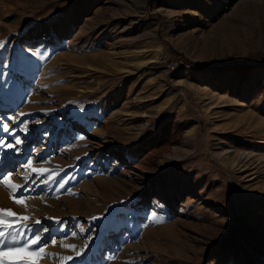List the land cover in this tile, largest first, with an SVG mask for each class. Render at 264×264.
Masks as SVG:
<instances>
[{"label":"rangeland","instance_id":"rangeland-1","mask_svg":"<svg viewBox=\"0 0 264 264\" xmlns=\"http://www.w3.org/2000/svg\"><path fill=\"white\" fill-rule=\"evenodd\" d=\"M0 41V174L67 180L27 209L0 183V209L88 244L52 226L39 264H264V0H0Z\"/></svg>","mask_w":264,"mask_h":264},{"label":"snow or ice","instance_id":"snow-or-ice-1","mask_svg":"<svg viewBox=\"0 0 264 264\" xmlns=\"http://www.w3.org/2000/svg\"><path fill=\"white\" fill-rule=\"evenodd\" d=\"M4 48L5 43L0 41V49ZM31 55L37 56L40 59H46V57L35 51H32ZM20 115L24 114L20 113ZM9 119L15 122L14 117H10ZM2 127L5 133H8L12 136V142L7 143L6 145L8 148H14L16 145H20L22 143V141L16 137V134L12 132L8 123H4ZM79 139H84V137L81 136ZM32 165L33 161L31 159H29L24 165V167L30 171V174L22 177L23 183L21 184L9 183L8 178L13 176L12 172L0 174V183H4L5 186L9 188L10 193L13 194L14 202L23 206L25 209H27L26 201L28 199L35 198L27 195L28 193L34 191V189L31 187H25L29 181H32V183L35 184L40 177H44V179L40 181L41 184H56L57 189H64L65 185L67 184V180L61 179L56 181L55 179H52L53 170L44 169L42 166L33 167ZM17 189H23V192H21L19 196L15 195ZM53 191L56 190L53 189ZM67 193L70 195H75V193L71 192L70 189L67 190ZM39 198L43 199V197ZM57 198L59 197L57 196ZM114 211L119 210L117 209ZM6 217L7 222L5 220ZM47 219L52 222L49 226H44L43 221L40 219H36L32 222V224H29L28 221L32 220L31 217L21 216L11 209H0V264H39L41 259L50 255L45 251L46 247L49 244L55 246L57 243L55 238L50 240L45 238L46 234L50 233L52 226H56V231H65L66 233L65 238L60 241V246L75 252V258L81 257L84 249H87L88 244L85 243L83 248L78 250V246L76 244L66 243L67 237L69 235L71 237H76L77 233L75 231L67 233L66 224L62 223L58 218L47 217ZM91 220L93 222L100 221L101 223L92 224L90 227H99L102 230L105 228L106 216H94L91 217ZM79 231L80 233H83L85 228L80 226ZM93 239H95L94 234H90L88 237H85V240ZM6 257H9L10 259H6ZM75 258L71 255L59 257L62 264H65V262L68 261L74 262Z\"/></svg>","mask_w":264,"mask_h":264},{"label":"trees","instance_id":"trees-1","mask_svg":"<svg viewBox=\"0 0 264 264\" xmlns=\"http://www.w3.org/2000/svg\"><path fill=\"white\" fill-rule=\"evenodd\" d=\"M232 71L238 74H243L248 71L249 67H251V63L248 61L239 62L236 64H232ZM215 71L220 73L224 68L223 66H219L214 68ZM183 130L182 125H177L174 122H168L163 125L162 131L160 134L144 141L141 146H137L136 149L139 152H144V154H148L146 147L150 146V151L157 150L166 144H171L177 141V135Z\"/></svg>","mask_w":264,"mask_h":264}]
</instances>
